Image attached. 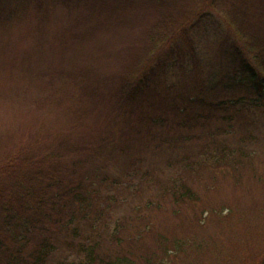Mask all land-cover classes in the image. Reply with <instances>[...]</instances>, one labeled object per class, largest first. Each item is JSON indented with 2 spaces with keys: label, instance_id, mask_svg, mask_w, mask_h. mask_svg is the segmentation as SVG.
<instances>
[{
  "label": "trees",
  "instance_id": "1",
  "mask_svg": "<svg viewBox=\"0 0 264 264\" xmlns=\"http://www.w3.org/2000/svg\"><path fill=\"white\" fill-rule=\"evenodd\" d=\"M20 17L35 21L40 36L51 23L59 24L61 46L70 39L83 41L93 30L99 34L142 28L138 36L142 38L123 54L131 52L135 64L108 76V83L112 81V97L118 105L129 108L125 110L145 127L144 138L158 132L151 137L152 144L167 147L169 143L179 152L177 158L167 160L174 161L178 170L170 179L175 188L171 195L191 199L182 173L211 158L226 159L232 151L228 138L245 145L257 134L264 137V0H0V23ZM80 84L87 100L98 95L99 86L81 78ZM17 140L13 148L0 149V264L176 260L161 238L155 244L162 252H149L140 262L103 254L101 239L121 230L117 220L110 229L114 224L108 209L96 210L93 205L102 174L97 167L86 171L83 156L72 158L85 149L53 144L41 154L48 138L27 132ZM108 145L117 149L116 143ZM192 145L194 155L189 150ZM200 155L202 160L197 159ZM140 161L135 159L129 172L131 177L141 173L145 180L143 171L148 169L138 170ZM105 217L109 219L104 224ZM61 235L66 236L62 244L68 253L56 256ZM182 243H171L176 255L194 257L182 250ZM218 255L222 258L223 251L212 254V259ZM255 257V264H264V246ZM203 261L193 258L185 263Z\"/></svg>",
  "mask_w": 264,
  "mask_h": 264
},
{
  "label": "rangeland",
  "instance_id": "2",
  "mask_svg": "<svg viewBox=\"0 0 264 264\" xmlns=\"http://www.w3.org/2000/svg\"><path fill=\"white\" fill-rule=\"evenodd\" d=\"M29 20L20 17L0 23V149L13 148L19 134L27 132L49 139L41 154L53 144L85 149L72 158L83 156L86 171L97 167L102 174L93 205L96 210L108 209L114 224L110 229L117 220L121 230L100 240L106 256L140 262L149 252H162L157 244L161 238L176 259L170 264H186L193 258L203 259L204 264H226V260L255 264V255L264 246V137L257 134L245 145L228 138L232 151L226 159L211 158L182 173L191 199L171 195L175 188L170 179L178 170L174 161L167 160L177 158L179 152L169 143L167 147L152 144L158 132L144 138L145 127L126 111L129 108L118 105L112 97V81L108 83V76L135 64L131 52L123 54L142 38L138 37L142 28L99 34L93 30L91 37L70 39L61 46L59 24L51 23L40 36L35 21ZM80 78L99 86L92 101L86 99ZM117 115L121 116L116 119ZM111 142L117 144L115 151L108 145ZM189 150L194 155L196 146ZM198 157L202 160L204 155ZM135 159L141 160L138 170L148 169L143 171L145 180L141 173L130 175ZM108 219L102 220L104 224ZM60 237L56 256L68 253L62 244L66 236ZM173 241L183 242L182 250L194 257L176 255ZM220 250L222 258L213 260L212 254Z\"/></svg>",
  "mask_w": 264,
  "mask_h": 264
}]
</instances>
